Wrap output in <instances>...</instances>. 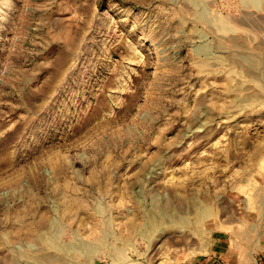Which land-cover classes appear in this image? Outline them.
I'll list each match as a JSON object with an SVG mask.
<instances>
[{"label": "rangeland", "instance_id": "obj_1", "mask_svg": "<svg viewBox=\"0 0 264 264\" xmlns=\"http://www.w3.org/2000/svg\"><path fill=\"white\" fill-rule=\"evenodd\" d=\"M263 217L264 0H0V264H191Z\"/></svg>", "mask_w": 264, "mask_h": 264}, {"label": "crops", "instance_id": "obj_2", "mask_svg": "<svg viewBox=\"0 0 264 264\" xmlns=\"http://www.w3.org/2000/svg\"><path fill=\"white\" fill-rule=\"evenodd\" d=\"M208 253L191 264H264V217L257 227L242 232L241 244H214Z\"/></svg>", "mask_w": 264, "mask_h": 264}]
</instances>
